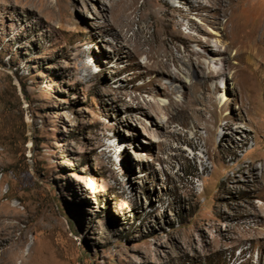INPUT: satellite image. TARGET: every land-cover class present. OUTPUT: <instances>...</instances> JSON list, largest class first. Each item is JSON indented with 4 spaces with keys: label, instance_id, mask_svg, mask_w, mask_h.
Masks as SVG:
<instances>
[{
    "label": "rangeland",
    "instance_id": "1",
    "mask_svg": "<svg viewBox=\"0 0 264 264\" xmlns=\"http://www.w3.org/2000/svg\"><path fill=\"white\" fill-rule=\"evenodd\" d=\"M124 1L0 0V264H264V38L211 60L202 43L230 40L214 11ZM247 1L251 33L264 0ZM157 20L198 54L170 65L191 69L172 96L191 124L158 111ZM198 56L224 72L207 90Z\"/></svg>",
    "mask_w": 264,
    "mask_h": 264
},
{
    "label": "bare ground",
    "instance_id": "2",
    "mask_svg": "<svg viewBox=\"0 0 264 264\" xmlns=\"http://www.w3.org/2000/svg\"><path fill=\"white\" fill-rule=\"evenodd\" d=\"M124 1V0H123ZM137 0H125L124 3L126 4L127 9L132 8ZM186 2H190L193 7H196L199 12L210 9L215 12L213 14L214 23L217 25H221L223 27V30L225 34L230 38L229 42L227 44L219 45L218 42L216 45H212L211 47V40L204 41L203 47L206 55L210 56L211 60L213 58L219 59V60H226L228 55V52L232 49H235V56L241 57L247 52L248 48V39H250L249 36H253V38L257 37V34L260 36L261 40L264 38V14L261 16V21L257 26V29L254 32H249L246 30L248 28L247 25H241V15L245 11H251L248 4L249 1H241V0H185ZM192 7V8H193ZM202 13V12H201ZM189 14V13H188ZM187 14V15H188ZM243 17V16H242ZM222 19V20H221ZM157 25H161L162 30L166 34L170 36L171 42L166 43L165 40H162L160 44H152L150 42H147L149 45V48L147 50V58H149V63L146 65L151 71V73L154 74V77L156 78V81L162 82L163 80H167L168 83H163L160 85L161 88L155 87L157 90V93L160 95H164L166 97L170 98L169 105L158 107V111L162 112L164 111L165 114H167V122L171 120H182L184 125L191 124L189 121V112L191 108L185 103L180 102L172 98L176 86L178 87H184L185 82L188 81L189 78H191V69L189 68H181L176 67V70H173L172 67H170L171 62L176 63L177 60L181 57L186 56L189 61L193 60V55H198L197 52L194 53L191 50V41L192 39L186 35H183L182 33H173L169 29L170 23L160 22L156 21ZM234 27H238L239 31L237 32ZM178 39L184 42L185 48L184 51L181 52V55L178 56L174 54L173 50L171 49L172 45L174 44V40ZM197 41V40H195ZM246 44V45H245ZM216 46L218 48H216ZM223 46L224 49H221L220 47ZM257 55L261 58V61H264V50H261V53L257 52ZM197 60L201 63V65L206 70V62L201 61L199 56L197 57ZM211 63V61L209 62ZM203 70L201 73L203 81L201 84L204 86L205 90H207V83L208 80L216 78L221 73H224L220 70H213L208 65V70ZM227 84V83H226ZM206 125L205 129L207 131V138H204V144H208L211 142V136L215 135V129L211 126V123L213 122L212 117L210 118H204ZM236 120H230L227 121L224 125H220L223 129L229 128V130H232L234 137L235 136H241L245 133L243 130L245 127L241 125H236ZM193 128L196 129V132L201 128H199V125L193 121L192 123ZM198 135V134H197ZM225 137V134H224ZM226 138V137H225ZM188 144H191V139L184 137L182 139ZM219 147V145H217Z\"/></svg>",
    "mask_w": 264,
    "mask_h": 264
}]
</instances>
